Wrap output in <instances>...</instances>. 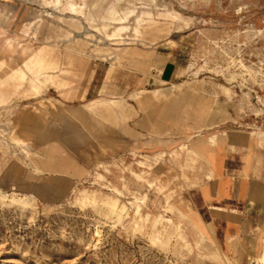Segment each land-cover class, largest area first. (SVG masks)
Here are the masks:
<instances>
[{
    "label": "rangeland",
    "instance_id": "374dc122",
    "mask_svg": "<svg viewBox=\"0 0 264 264\" xmlns=\"http://www.w3.org/2000/svg\"><path fill=\"white\" fill-rule=\"evenodd\" d=\"M232 128L264 132V0H0V264H202L178 199Z\"/></svg>",
    "mask_w": 264,
    "mask_h": 264
},
{
    "label": "crops",
    "instance_id": "0c3cea01",
    "mask_svg": "<svg viewBox=\"0 0 264 264\" xmlns=\"http://www.w3.org/2000/svg\"><path fill=\"white\" fill-rule=\"evenodd\" d=\"M168 61L161 81L175 78ZM202 177L178 199L196 235L202 264H245L264 257V132L227 129L196 142Z\"/></svg>",
    "mask_w": 264,
    "mask_h": 264
},
{
    "label": "bare ground",
    "instance_id": "6f19581e",
    "mask_svg": "<svg viewBox=\"0 0 264 264\" xmlns=\"http://www.w3.org/2000/svg\"><path fill=\"white\" fill-rule=\"evenodd\" d=\"M112 21H113V19H112ZM21 58H22V60L24 58H28V60H30L31 63H35L36 64V62H37V54L34 53V52H32L31 50H28V52L26 53V55L25 56H21Z\"/></svg>",
    "mask_w": 264,
    "mask_h": 264
}]
</instances>
